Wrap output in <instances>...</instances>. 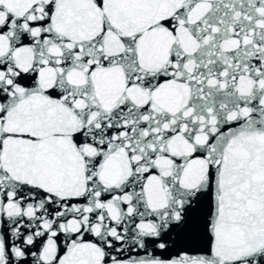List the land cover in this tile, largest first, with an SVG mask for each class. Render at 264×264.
<instances>
[{
    "label": "snow or ice",
    "instance_id": "6c2138e0",
    "mask_svg": "<svg viewBox=\"0 0 264 264\" xmlns=\"http://www.w3.org/2000/svg\"><path fill=\"white\" fill-rule=\"evenodd\" d=\"M0 264H264V0H0Z\"/></svg>",
    "mask_w": 264,
    "mask_h": 264
}]
</instances>
